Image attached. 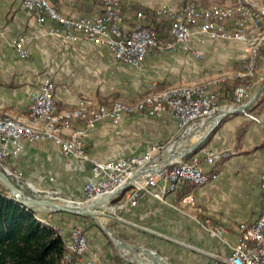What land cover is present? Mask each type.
Returning a JSON list of instances; mask_svg holds the SVG:
<instances>
[{
    "label": "crops",
    "instance_id": "crops-1",
    "mask_svg": "<svg viewBox=\"0 0 264 264\" xmlns=\"http://www.w3.org/2000/svg\"><path fill=\"white\" fill-rule=\"evenodd\" d=\"M123 1L156 11L169 0ZM59 7L76 17L87 16L98 8L92 0H81L75 6L66 0ZM132 13L125 11L127 28L131 26ZM159 19L155 26L160 39L169 42L170 22L165 17ZM22 37L27 40L29 58L26 60L15 49L16 40ZM196 51L201 57L196 56ZM247 57L242 43L195 36L188 49L179 46L165 53L152 51L142 66L136 68L117 62L107 47L50 37L20 0H0V113L24 123L32 124L31 95L47 81L55 84L57 110L72 111L81 100L94 105L116 100L135 102L154 85L163 91L181 85H201L226 76L227 83L216 91L218 105L228 110L233 107L235 89L248 82L240 76ZM263 85L264 57L252 82L251 99ZM197 127L180 140L179 150L201 141L210 128L202 124ZM180 132L178 120L168 113L132 115L119 123L111 119L99 122L94 132L84 137V144L91 159L110 161L142 156L152 147L177 140ZM208 151L227 156L215 167L202 165L205 172L216 174V178L194 191L195 210H179L182 195L192 191V187L185 186L176 195L169 196L167 204L145 199L127 210L122 219L106 214L99 219L104 223L117 221L115 231L125 241L153 250L172 264H221L236 244L238 225L253 223L262 211L264 91L245 111L224 117L207 140L184 160L203 158ZM9 166L21 173V181L30 184L37 193L52 191L75 203L85 201L83 189L91 179L92 164L64 156L54 142L21 143L20 152L9 159ZM108 207L106 204L96 209L110 213ZM34 210L43 224L63 229L65 238L71 228L80 227L89 239L90 252L85 260L94 264L107 261L128 264L120 258L128 255L114 250L91 218ZM207 219L213 226L226 229L222 239L209 235L203 227Z\"/></svg>",
    "mask_w": 264,
    "mask_h": 264
},
{
    "label": "built area",
    "instance_id": "built-area-1",
    "mask_svg": "<svg viewBox=\"0 0 264 264\" xmlns=\"http://www.w3.org/2000/svg\"><path fill=\"white\" fill-rule=\"evenodd\" d=\"M20 1L48 36L68 43L84 41L107 47L117 62L136 68L142 66L152 51L165 53L179 46L188 49L195 36L245 45L248 57L243 62L244 71L240 76L248 82L235 89L233 107L228 110L218 105L216 89L228 81L226 76H220L205 84L181 85L163 91H158L154 85L135 102L116 100L94 105L81 100L72 111L57 110L55 84L47 81L31 95L29 117L32 124L0 113V171L22 191L30 184L23 183L22 174L10 168L9 159L20 152L23 142H54L64 156L92 164L91 179L83 189L85 201L75 203L60 197L52 198L55 202L85 206L115 195L112 201L106 203L109 204L108 210L123 214L145 199L167 204L169 196L190 186L192 191L182 195L178 207L181 211L195 210L197 201L194 191L216 178V174L205 172L202 165L215 167L227 155L208 151L203 158L195 157L190 161L173 159L165 165L163 162L170 152L179 150L180 140L195 132L198 124L211 126L225 111L239 109L251 100L252 82L264 57V0H198L173 8L164 5L155 11L154 19L142 11L133 12L129 28L125 15L129 4L123 0H104L94 12L80 17L69 15L59 7L66 0ZM68 1L75 6L81 0ZM163 17L170 22L169 42L160 39L155 26L156 19ZM26 44L24 37L15 42V49L24 60L29 58ZM195 54L201 57L199 52ZM161 113H168L178 120L181 132L177 140L152 147L142 156L110 161L93 160L87 153L84 137L94 132L99 122L111 119L119 123L126 116ZM129 183L127 191L117 193ZM261 193L260 216L253 223L238 225L236 244L221 264H264V174L261 177ZM203 227L214 238L222 239L226 233L225 228L213 226L209 219L203 222ZM59 231L65 234L63 229ZM66 251V261L94 264L85 260L90 252L89 239L78 226L71 228L66 237ZM104 264L113 263L107 261Z\"/></svg>",
    "mask_w": 264,
    "mask_h": 264
},
{
    "label": "trees",
    "instance_id": "trees-1",
    "mask_svg": "<svg viewBox=\"0 0 264 264\" xmlns=\"http://www.w3.org/2000/svg\"><path fill=\"white\" fill-rule=\"evenodd\" d=\"M92 3L101 7L103 0ZM127 9L155 17V11L140 4ZM66 254V238L59 229L43 224L34 209L19 204L0 184V264H73L65 260Z\"/></svg>",
    "mask_w": 264,
    "mask_h": 264
},
{
    "label": "water",
    "instance_id": "water-1",
    "mask_svg": "<svg viewBox=\"0 0 264 264\" xmlns=\"http://www.w3.org/2000/svg\"><path fill=\"white\" fill-rule=\"evenodd\" d=\"M263 91H264V85L254 95V97H252V99L248 103H246L239 109L229 110L222 113L214 121V123L211 124L210 128L205 133L201 141H199L195 145H191L190 147L170 152L165 157L163 165L167 164L169 161L173 159L187 158L192 152L196 151L207 140L209 135L220 125L224 117L236 113L238 111H245L247 107H249L251 104H253L256 100L259 99ZM0 184L6 190H8V192L10 193L13 199H15L19 204L25 207L32 209H45L55 213H64L76 217L91 218L95 222L97 227L100 228L105 233V235L111 240V242L115 245L116 249L128 255V258H124L123 256H120V258L125 262H127L128 264H159L158 260H160V262H162L163 264H169L165 260V258H163L158 253L143 248L141 246L129 244L127 241H125L119 235H117L114 231L102 225V223L99 220L102 214L96 211L95 208L104 206L106 203L112 201L115 195H111L105 199L92 202L85 206H81L78 204H70V203L61 204L46 198L26 196L23 193V191L14 184L13 180L2 171H0ZM130 184L131 183L125 185L124 187H121L117 193H122L127 191L130 187ZM39 194H43V193H39Z\"/></svg>",
    "mask_w": 264,
    "mask_h": 264
},
{
    "label": "rangeland",
    "instance_id": "rangeland-1",
    "mask_svg": "<svg viewBox=\"0 0 264 264\" xmlns=\"http://www.w3.org/2000/svg\"><path fill=\"white\" fill-rule=\"evenodd\" d=\"M141 2H144L145 0H140ZM190 1H198V0H169L168 2H167V4H166V6H168V7H171V8H173V7H177L176 5H183L184 3H187V2H190ZM23 183H25V182H23ZM35 189H33V188H31V187H29V186H25V189L23 190V193L26 195V196H31V197H37V198H46V199H50V200H52V198H56V197H60V198H63V199H66V198H64V197H62V196H60V195H57V194H55L54 192H52V191H50L49 193H43V194H39V193H37L36 191H34ZM66 200H69V199H66ZM69 201H71V200H69ZM183 211H189V210H183ZM99 212V211H98ZM100 214H106V215H109V216H112V217H114V218H121L122 219V215L124 214H119V213H108L107 211H104V212H99ZM100 220V219H99ZM100 222L102 223V225L104 226V227H106V228H109V229H111L112 231H114L115 233H116V231H115V228H116V226H117V221H115V220H113V222H109V223H104V220H100ZM94 224H95V222H94ZM95 226H96V224H95ZM103 232V231H102ZM103 234L105 235V233L103 232ZM117 235H119L118 233H116ZM122 239H123V237L121 236V235H119ZM105 237L107 238V240H108V243L110 244V246L114 249V250H117L116 249V247H115V245L111 242V240L105 235ZM130 244V243H129ZM150 246H152L153 248H156V247H154L153 246V244H151ZM144 248V247H143ZM146 249H148V248H146ZM150 250V249H149ZM151 251H153V250H151ZM153 252H155V251H153ZM157 253V252H156ZM159 254V253H158ZM159 255H161V254H159ZM163 258H165V260L169 263V264H172L171 262H170V260H168V259H166V257H164L163 255H161ZM114 259L116 260V257L114 256Z\"/></svg>",
    "mask_w": 264,
    "mask_h": 264
},
{
    "label": "bare ground",
    "instance_id": "bare-ground-1",
    "mask_svg": "<svg viewBox=\"0 0 264 264\" xmlns=\"http://www.w3.org/2000/svg\"><path fill=\"white\" fill-rule=\"evenodd\" d=\"M159 264H163L162 262H160V260H158Z\"/></svg>",
    "mask_w": 264,
    "mask_h": 264
}]
</instances>
